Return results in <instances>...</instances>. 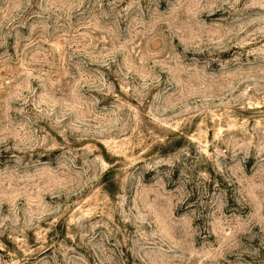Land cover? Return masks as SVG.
Here are the masks:
<instances>
[{"label": "rangeland", "instance_id": "374dc122", "mask_svg": "<svg viewBox=\"0 0 264 264\" xmlns=\"http://www.w3.org/2000/svg\"><path fill=\"white\" fill-rule=\"evenodd\" d=\"M0 264H264V0H0Z\"/></svg>", "mask_w": 264, "mask_h": 264}]
</instances>
